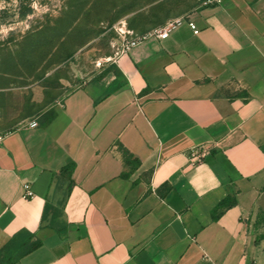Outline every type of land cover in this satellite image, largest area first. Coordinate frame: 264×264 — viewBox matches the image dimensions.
Instances as JSON below:
<instances>
[{
	"label": "crops",
	"instance_id": "0c3cea01",
	"mask_svg": "<svg viewBox=\"0 0 264 264\" xmlns=\"http://www.w3.org/2000/svg\"><path fill=\"white\" fill-rule=\"evenodd\" d=\"M207 1L2 135L0 264H264V0Z\"/></svg>",
	"mask_w": 264,
	"mask_h": 264
},
{
	"label": "rangeland",
	"instance_id": "374dc122",
	"mask_svg": "<svg viewBox=\"0 0 264 264\" xmlns=\"http://www.w3.org/2000/svg\"><path fill=\"white\" fill-rule=\"evenodd\" d=\"M203 1L0 0V135L101 81L128 44Z\"/></svg>",
	"mask_w": 264,
	"mask_h": 264
},
{
	"label": "built area",
	"instance_id": "2783aa9c",
	"mask_svg": "<svg viewBox=\"0 0 264 264\" xmlns=\"http://www.w3.org/2000/svg\"><path fill=\"white\" fill-rule=\"evenodd\" d=\"M211 0H208L206 3H209ZM216 2H218L219 0H214ZM180 21H177L176 23L171 24L170 26H168L167 28L161 29V30H157L154 31L148 35H153L156 36L159 39H165L167 38L170 30L179 23ZM189 26L194 30V26L190 23ZM147 35L141 37L140 39L136 40V41H132L130 44H128L125 48L122 49L121 53L125 52L126 50H128L130 47L136 45L140 40H142L143 38H145ZM120 53V54H121ZM29 128H35L37 127V122L36 120H31L27 123ZM2 139V135H0V142ZM209 154V148L204 147V146H200V147H196L193 148L189 151V161L191 164H197L200 163L207 155ZM22 189L24 191L23 193V198L24 199H30L34 197V194L31 190V187L29 184L24 183L22 185Z\"/></svg>",
	"mask_w": 264,
	"mask_h": 264
},
{
	"label": "trees",
	"instance_id": "16d2710c",
	"mask_svg": "<svg viewBox=\"0 0 264 264\" xmlns=\"http://www.w3.org/2000/svg\"><path fill=\"white\" fill-rule=\"evenodd\" d=\"M30 11L31 10L28 9V12H30ZM62 172L65 173V175L68 177L69 180H71V177H70L71 171L68 168L62 169ZM222 205H224V201L219 204V206H222ZM4 258H5V256L2 253H0V263H1V261H3Z\"/></svg>",
	"mask_w": 264,
	"mask_h": 264
}]
</instances>
